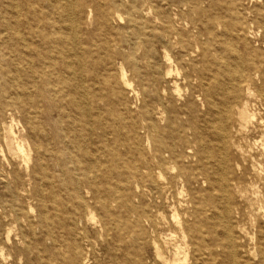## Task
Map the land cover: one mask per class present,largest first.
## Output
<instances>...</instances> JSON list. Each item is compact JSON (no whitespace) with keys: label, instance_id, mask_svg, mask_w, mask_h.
Masks as SVG:
<instances>
[{"label":"bare ground","instance_id":"6f19581e","mask_svg":"<svg viewBox=\"0 0 264 264\" xmlns=\"http://www.w3.org/2000/svg\"><path fill=\"white\" fill-rule=\"evenodd\" d=\"M232 1L227 19L206 14L201 1L177 0L187 5L180 12L188 28L155 37L133 31L135 38L127 42L143 48L141 68L132 49L124 52L103 34L105 51L91 55L90 86L82 74L85 52L78 53L76 29L83 18L78 0L0 2V264H148L147 241L155 251L153 264H242L251 257L264 264V0L252 21L237 14ZM85 17L105 31L114 18H123L108 9L96 14L89 9ZM255 21L262 29L258 40ZM155 43L162 46V57ZM117 54L130 69L120 60L115 77L101 74L98 65L107 67ZM130 72L139 76L137 86ZM100 75V88L91 95ZM58 94L71 95L77 115L66 105L48 104L45 111L56 110L58 121L64 112L72 118L70 127L49 134L40 119L35 121L42 105L33 96ZM89 97L97 111L139 109L142 128L131 116L122 139L117 134L105 149L102 133L92 154L73 126L92 109L84 101ZM99 153L107 166L101 165ZM49 155L63 172V189L71 184L77 199L65 221L54 222L47 212L49 199L55 208L58 203L52 167L44 164ZM91 159L97 177L103 173L108 184L104 191L96 185L86 200L79 194L78 176L87 180ZM247 214L256 223L252 247L235 226ZM82 219L92 224L94 243L82 235ZM162 231L169 232L173 259L163 251Z\"/></svg>","mask_w":264,"mask_h":264},{"label":"rangeland","instance_id":"374dc122","mask_svg":"<svg viewBox=\"0 0 264 264\" xmlns=\"http://www.w3.org/2000/svg\"><path fill=\"white\" fill-rule=\"evenodd\" d=\"M4 0H0V2H3ZM9 1V0H5ZM115 3H112V0H78V17L82 14L83 18L78 22V31L76 29V32H78V53L85 52V59L84 64L82 68V74L84 77L85 84L90 86V83L92 82L90 80V67L92 63V57L98 56L100 52L105 51L104 45L102 44V35L105 34L106 36L110 37V40H117L119 44L117 45L120 49H122L124 52L129 53V51L132 49L135 61L138 64V66L141 68L143 66L142 61V55H143V48H139V46H132L133 48L129 47V44L127 42L128 37L135 38V34L132 33L133 31L137 32L138 34L142 35L147 34L150 36H156L159 33H166V30H171L172 28H179V29H185L188 28L187 20L183 21L181 19V12L180 10L183 8L184 10L187 9V5H183V2L178 5L176 2L177 0H115ZM190 1H201L199 3L201 9L206 12V14L214 12V13H220L226 15V18L228 19L230 15V10L228 9L229 6L233 7L234 3L232 0H190ZM262 0H236L237 9L236 13L247 16L249 19L254 18V11L256 10L257 6L261 3ZM89 9H94L95 14L98 12H102L105 9H108L111 11V13H117L120 12L123 16L122 19H113L110 21L109 28L106 30L105 27L102 29L97 26L96 22L92 21L89 22L86 17L85 13L89 11ZM11 11H7V17L8 20L11 22ZM150 11V12H149ZM222 12V13H221ZM233 14V13H231ZM235 15V14H234ZM254 29H257V21L252 23ZM24 28L23 26H21ZM260 30V31H259ZM75 31V29H74ZM262 36V29L259 28L256 30L255 33V39L258 40ZM258 44H260V41H257ZM264 46V43L261 44ZM101 47V48H100ZM86 50V51H85ZM177 48H172L171 53L176 54ZM155 52L157 56L162 57L163 48L160 44L155 43ZM116 60L113 61L111 64H108L107 67L104 66V64L98 65L101 69V74L104 75L107 73H112L115 77L119 73L118 71V64L117 62L120 60H123L125 65L130 69L129 62L122 57L121 55L117 54L115 56ZM63 60H66V57L63 58L60 61V64ZM60 64L58 65L60 67ZM62 65V64H61ZM97 66V67H98ZM106 67V68H105ZM51 69V68H50ZM132 69V68H131ZM80 72V69H78ZM134 74L130 72V76L134 78L135 85H138L139 76H133ZM62 76V75H61ZM103 80V75H100L98 78V83L96 82L93 86L90 87V92L92 95V89H99V82ZM118 82V81H117ZM75 83V81H74ZM67 86V83L64 85L63 89L65 90ZM57 87L62 88V85L60 82L57 83ZM184 92H185V88ZM98 91V90H97ZM65 92V91H64ZM64 95L58 94L55 97H37L33 96V100L40 99V103L42 107H40V113L38 114V118H35V121H40L44 124L45 129L49 134L60 133L59 130H61V127H70L72 123V118L66 116L64 112V116L62 117V121H58L59 115L56 110L52 111H45L46 106L50 104L52 107L55 106H62L66 105L68 108L67 110L70 111L72 114L76 116L77 115V109L71 106L70 100H72L71 95L63 97ZM127 99L133 100V95L128 94L126 96ZM87 100L85 98L84 101L89 102L90 106L92 107L91 110H89L86 113V116H82L81 122H73L74 127H78V133L82 135V137L85 138V142L87 143L88 149L93 154L95 153L94 149L96 148L98 144L97 136L100 134H104L103 136L105 139L102 141L101 145L107 149L109 147L110 141L112 139H115L116 135L118 134V140L122 139L123 134L127 129L131 126V116L134 118V122L136 121L139 128L143 126V122L141 120V113L139 112V109L132 108L131 112L129 111L128 107H125L124 109L120 111H115L113 113H108L104 111V109H101L100 111H97L94 108L95 101H91L90 97ZM136 98H134L135 100ZM137 100V99H136ZM91 101V102H90ZM139 101H137L138 103ZM128 103V102H127ZM101 106H103V102L100 103ZM103 104V105H102ZM129 106V103L126 104ZM156 114V113H154ZM52 117H54L57 120V123L52 121ZM16 119L19 120V126L22 128V125L24 123V120H22L21 114L17 113ZM61 123V124H60ZM119 128V129H118ZM72 129V128H71ZM106 130V131H105ZM143 130V129H142ZM67 141L69 140V137L66 138ZM59 146L54 145V149L52 151V155L55 154V152L58 150ZM83 152L82 148L80 150V154ZM98 159L101 161V165L104 167L108 165L106 164L105 157L99 153L97 154ZM83 164H86V160L83 159ZM52 159L51 156L44 159V164L46 166H51L52 170V180L55 184L53 192L55 193V198L57 200V209L55 208L54 204L52 203V199L47 201V212L49 214V217L54 222H57L59 220H66L65 217H67L70 213V211H73L74 205L77 204V199H75L74 191L72 189L71 184L68 188L62 187V184L60 183V178L62 177L63 172L60 171V168L55 165H52ZM91 167L93 168L92 172L88 173L87 180L84 181L83 174L79 175L80 177V190L79 194L83 195L86 200L90 199L95 193V186L99 187V191H104L106 188V185L108 184L105 178V175L101 173V176L97 177V172L95 171V167H97L95 160L91 159L89 162ZM57 168V169H56ZM53 171V172H52ZM103 174V175H102ZM64 176L68 177L69 172H64ZM123 184V182H120ZM121 184V185H122ZM133 185V184H132ZM262 189H264V183L261 184ZM134 188V187H133ZM50 186L47 185L44 187V191L47 194V197H49V191ZM234 193L231 192V196H233ZM237 196V195H236ZM51 198V197H50ZM82 200H80V197H78V207L81 209L82 213L84 214L85 211L82 208ZM79 209V211H80ZM86 220H83L80 222V227H83V224L86 226V230L84 231L82 229V235L88 234L89 240H92L93 243L95 241V235L93 231L92 224L85 222ZM240 225V230H239ZM236 230L241 231V235L244 236V240L248 243L249 247L253 246L252 241V235L253 232L256 230V223L254 221V217L250 214H247L245 218L239 223H235ZM169 232L168 231H162L161 234V243L163 245V251L166 254H169V256L173 259L174 258V246L171 243V240L169 239ZM169 241V243H168ZM85 246H88L89 241L84 240ZM99 247V246H98ZM144 254L146 257V261L148 264H153V261L155 260V251L153 246L150 242H146L144 245ZM92 255V254H91ZM161 263L160 260H158ZM191 263H194L193 258L190 259ZM220 261V259H219ZM200 264L202 263L201 260L198 261ZM221 262V261H220ZM242 264H258V259L255 257L254 259L246 258L243 260Z\"/></svg>","mask_w":264,"mask_h":264}]
</instances>
